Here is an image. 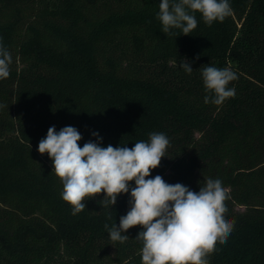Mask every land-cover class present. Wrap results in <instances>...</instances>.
I'll list each match as a JSON object with an SVG mask.
<instances>
[{"label": "trees", "instance_id": "1", "mask_svg": "<svg viewBox=\"0 0 264 264\" xmlns=\"http://www.w3.org/2000/svg\"><path fill=\"white\" fill-rule=\"evenodd\" d=\"M160 2L0 0V43L13 60L0 80V264H142L139 226L124 243L104 227L119 226L130 191L107 209L103 194L87 199L76 215L61 198L37 150L51 126L75 127L81 147L93 132L101 146L129 148L166 134L149 178L197 192L220 179L230 193L234 227L208 264H264V0H229L232 15L211 26L195 13L190 35L162 32ZM205 66L236 72L234 98L204 102Z\"/></svg>", "mask_w": 264, "mask_h": 264}, {"label": "clouds", "instance_id": "2", "mask_svg": "<svg viewBox=\"0 0 264 264\" xmlns=\"http://www.w3.org/2000/svg\"><path fill=\"white\" fill-rule=\"evenodd\" d=\"M195 13L211 26L231 16L233 9L229 0H161L157 19L166 35L172 29L190 35L198 23ZM12 62L11 53L0 43V80L9 78ZM180 66L188 74L193 72L190 62ZM201 75L209 93L206 104L219 106L235 97L236 90L229 85L238 76L230 68L205 66ZM92 135L97 141L81 147L82 135L75 127L57 131L51 126L38 144V152L52 161V171L63 184L61 198L72 214L82 212L87 199L103 194L100 204L107 209L130 191V209L120 217L119 226L104 225L113 243L126 242L125 233L139 226L135 240L142 243V264H208L207 257L217 243L227 241L234 227V221L225 219L230 193L222 181L209 178L197 192L181 183H166L160 175L149 178L170 146L162 132L150 133L147 141H137L132 148L104 147L99 134Z\"/></svg>", "mask_w": 264, "mask_h": 264}]
</instances>
